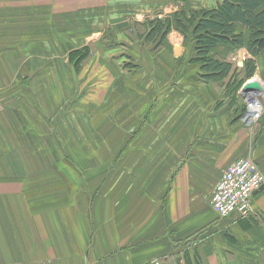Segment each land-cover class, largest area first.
Listing matches in <instances>:
<instances>
[{
	"label": "crops",
	"instance_id": "obj_1",
	"mask_svg": "<svg viewBox=\"0 0 264 264\" xmlns=\"http://www.w3.org/2000/svg\"><path fill=\"white\" fill-rule=\"evenodd\" d=\"M222 1L0 0V124L9 114L19 131L36 123L27 110L38 106L34 93L53 112L69 89L53 81L52 60L67 56L70 40L86 41L85 26L101 35L128 16ZM183 40L169 33L160 56H170L168 42L177 59ZM139 71L140 100L127 93L124 134H108V162L54 168L40 162L37 134H0V264H264V186L246 220L220 218L209 205L238 158L264 173V122L249 130L229 108H214L222 92L195 68Z\"/></svg>",
	"mask_w": 264,
	"mask_h": 264
},
{
	"label": "rangeland",
	"instance_id": "obj_2",
	"mask_svg": "<svg viewBox=\"0 0 264 264\" xmlns=\"http://www.w3.org/2000/svg\"><path fill=\"white\" fill-rule=\"evenodd\" d=\"M161 13L165 15L163 12ZM162 14L151 13L146 19L166 17ZM133 17L128 16L125 21L116 23L114 27L104 28L101 35L93 34V29L90 26H85L86 41L80 43L81 46H76L70 40L67 56L52 60L55 68L52 79L56 84H64L66 81L69 89L68 94L66 92L62 97L54 98V110L51 112L50 108H43L42 98L38 96L40 94L34 93L33 99H36L38 106L34 109L27 107V110L32 114L31 117L36 123L26 124L25 131H19L14 127L9 114L8 120L0 124V134H37L38 142L35 147L37 156L40 158V162L56 166L54 168L65 169L66 166L70 167L69 164L77 162H108L111 159L107 144L108 134H124V124L119 123L124 121V103L127 93L132 91L131 96L140 100L142 89L138 85L140 82L135 80L139 70L151 66L174 65L180 68L199 70V64L194 62L192 40L184 39L180 47L178 44L175 46L177 59L173 58L174 47H170L168 42L164 51L170 54L167 58L160 56L163 45L156 52L151 49L152 47L135 40V38V41L131 42L124 34V30L129 27L130 22L140 24L145 21V19L139 21ZM73 29L75 30L76 27ZM106 45H110V47H106ZM85 46H90L91 59L83 65L84 67L78 74L75 71V66L68 61V55ZM214 54L229 62L233 70L230 78L219 84H212L215 89L222 92L220 98L222 100L218 101L214 108L222 110L228 105L229 116H238V120L245 114L246 102L253 99L251 94L255 91V87H252L241 92L242 87L246 83L245 87H250L248 83L257 79L264 88V56L261 55L255 59L256 72L252 78L246 79L242 66L247 58V53L243 48L218 47ZM21 64L23 65V62ZM41 80H44V75H37L36 82ZM233 81L237 83L232 85ZM238 83H241L240 87L230 93L229 91ZM145 84L147 85L148 82ZM213 96L214 99L217 97L214 91ZM0 110H6V107L0 105ZM263 117L264 115L259 119L258 127L264 122ZM38 120L43 123H38ZM32 127H35V130ZM76 149H80L81 152H77ZM246 156L248 155L242 157Z\"/></svg>",
	"mask_w": 264,
	"mask_h": 264
},
{
	"label": "trees",
	"instance_id": "obj_3",
	"mask_svg": "<svg viewBox=\"0 0 264 264\" xmlns=\"http://www.w3.org/2000/svg\"><path fill=\"white\" fill-rule=\"evenodd\" d=\"M172 31L193 41L200 82L216 85L231 77L232 65L214 54L218 47L245 49L250 58L245 60L242 70L246 79H250L256 72L255 59L264 56V0H223L214 9L180 10L171 17L145 19L140 24L130 22L124 34L131 42H143L157 52ZM90 59V46L68 55V61L78 74ZM236 83L233 81L232 85ZM240 85L238 83L229 92ZM240 111L242 113V109Z\"/></svg>",
	"mask_w": 264,
	"mask_h": 264
},
{
	"label": "built area",
	"instance_id": "obj_4",
	"mask_svg": "<svg viewBox=\"0 0 264 264\" xmlns=\"http://www.w3.org/2000/svg\"><path fill=\"white\" fill-rule=\"evenodd\" d=\"M248 106L246 104V112L240 122L252 130L264 115V110L251 112ZM262 186L264 173L253 159L250 156L239 158L222 172L209 200L210 208L220 218L236 214L239 220H246L253 213L252 196Z\"/></svg>",
	"mask_w": 264,
	"mask_h": 264
},
{
	"label": "bare ground",
	"instance_id": "obj_5",
	"mask_svg": "<svg viewBox=\"0 0 264 264\" xmlns=\"http://www.w3.org/2000/svg\"><path fill=\"white\" fill-rule=\"evenodd\" d=\"M254 84H256L255 86V91L253 92V94H251L252 96V100H248L246 103L249 105L248 109L251 112H262L264 110V104L262 101V98L264 96V92L263 90L260 91V89L258 87H260V82L257 81V79H253L251 80L248 85L250 86H254ZM264 89V88H263Z\"/></svg>",
	"mask_w": 264,
	"mask_h": 264
},
{
	"label": "water",
	"instance_id": "obj_6",
	"mask_svg": "<svg viewBox=\"0 0 264 264\" xmlns=\"http://www.w3.org/2000/svg\"><path fill=\"white\" fill-rule=\"evenodd\" d=\"M246 84H247V83H246ZM246 84H245V85H246ZM245 85L242 87V89H241V92H242V91H244V92H245V90H248V89H250V88H252V87H255V86H256V84H254V86H250V87H249V86H248V87H245ZM258 88L260 89V91L262 90V88H261V87H258Z\"/></svg>",
	"mask_w": 264,
	"mask_h": 264
}]
</instances>
